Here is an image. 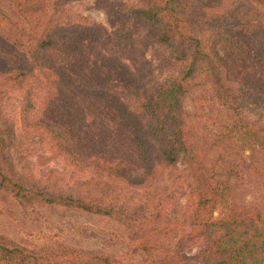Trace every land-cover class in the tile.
Listing matches in <instances>:
<instances>
[{
    "label": "trees",
    "instance_id": "1",
    "mask_svg": "<svg viewBox=\"0 0 264 264\" xmlns=\"http://www.w3.org/2000/svg\"><path fill=\"white\" fill-rule=\"evenodd\" d=\"M79 1L0 0V45L32 60L0 62V97L19 99L17 126L46 148L47 162L62 163L45 174L18 171L13 129L0 115V192L23 206L118 222L139 241V264H197L185 252L195 247L203 264H264V126L233 99L245 87L264 95V0H138L130 10L136 24L118 32L72 13ZM137 25L150 32L142 36ZM148 42L166 46L176 65L160 84L147 81ZM42 85L59 118L75 124L72 139L33 117ZM196 89L218 115L186 111L184 99ZM98 117L115 123L112 148ZM121 158L141 174L120 168ZM197 229L219 234L202 239ZM176 232H189L179 250L170 243ZM112 263L104 253L32 250L0 234V264Z\"/></svg>",
    "mask_w": 264,
    "mask_h": 264
},
{
    "label": "rangeland",
    "instance_id": "2",
    "mask_svg": "<svg viewBox=\"0 0 264 264\" xmlns=\"http://www.w3.org/2000/svg\"><path fill=\"white\" fill-rule=\"evenodd\" d=\"M137 6H139L138 0H81L71 5V12L87 17L92 23L106 27L111 32H118L124 27L136 24L135 19L130 15V10ZM194 26L198 29L200 37L204 39L205 30H202L197 23ZM137 27L142 36L150 32L144 25H137ZM127 39L129 41L130 38ZM119 47L121 46L119 45ZM145 47L144 51L147 60H149L148 69L150 70L147 81L151 85L160 84L167 76L175 73L176 65H171L173 62L171 52L166 46L159 43L148 42ZM112 49L114 56H120L123 59L128 57L127 53L120 52V48L115 47ZM0 62L9 67L22 63L32 65V60L26 55L4 45H0ZM36 72L40 74L39 71ZM259 74L263 76L262 82L264 85V73L260 71ZM36 95L37 108L33 113V117L49 121L57 126L69 139H72L75 124L65 123L59 118L50 104L52 101L46 98V87L42 85ZM263 97L264 95L258 89L253 91L245 87L233 99H235V105L240 112L242 111L243 115L264 126ZM202 99L206 101H202ZM18 100L17 97L11 99L6 93H3L0 97L2 122L13 129L14 146L11 158L17 170L21 172L27 166L37 169L40 174H45L51 168H59L62 163L53 160L47 162L45 157H49L50 154L46 153L44 155L46 148L40 145L38 139H33L30 133L22 131L17 126ZM184 107L190 114L203 111L211 115H218L219 108L202 89L190 92L184 99ZM97 123L99 131L107 133L108 144L112 148L116 144L117 137L115 123L106 118L101 119V117L97 118ZM96 126L97 124L94 122V128ZM73 145V143H68L69 148ZM120 161L117 160V163L123 170L132 174H141L142 168L140 166H131L130 162L123 158ZM179 170H183V167L179 166ZM185 203L186 197L180 200L181 206ZM0 234L7 236L20 246L32 250L48 246H68L104 253L113 259L112 264H139L144 259L139 241L132 238L124 226L112 219L61 206H23L1 192ZM188 234L189 232H176L170 240L172 248L179 250L182 239ZM195 234L202 239H209L213 235H218L219 232L197 229ZM201 250V247H195L185 252L196 258L197 264H203Z\"/></svg>",
    "mask_w": 264,
    "mask_h": 264
}]
</instances>
